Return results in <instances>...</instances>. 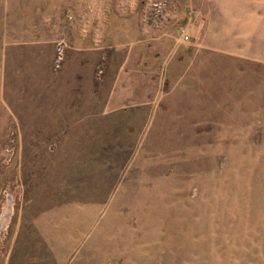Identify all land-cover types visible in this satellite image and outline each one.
Here are the masks:
<instances>
[{
  "label": "rangeland",
  "instance_id": "obj_1",
  "mask_svg": "<svg viewBox=\"0 0 264 264\" xmlns=\"http://www.w3.org/2000/svg\"><path fill=\"white\" fill-rule=\"evenodd\" d=\"M0 264H264V0H0Z\"/></svg>",
  "mask_w": 264,
  "mask_h": 264
},
{
  "label": "crops",
  "instance_id": "obj_2",
  "mask_svg": "<svg viewBox=\"0 0 264 264\" xmlns=\"http://www.w3.org/2000/svg\"><path fill=\"white\" fill-rule=\"evenodd\" d=\"M96 13H93L92 16L89 19V23L94 22L95 20H97V27H92L91 25L86 26L85 28L83 27V36H84V41L87 45L88 42H86L85 40H88L89 42H91L93 45H96L98 47H100L101 44V40L103 37V33H105V20L106 17L104 14H98L95 15ZM89 48V46H88Z\"/></svg>",
  "mask_w": 264,
  "mask_h": 264
},
{
  "label": "built area",
  "instance_id": "obj_3",
  "mask_svg": "<svg viewBox=\"0 0 264 264\" xmlns=\"http://www.w3.org/2000/svg\"><path fill=\"white\" fill-rule=\"evenodd\" d=\"M184 40L188 41L189 40V36L186 34L184 35Z\"/></svg>",
  "mask_w": 264,
  "mask_h": 264
}]
</instances>
